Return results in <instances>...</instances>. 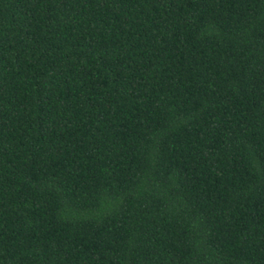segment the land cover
Instances as JSON below:
<instances>
[{"label":"trees","instance_id":"16d2710c","mask_svg":"<svg viewBox=\"0 0 264 264\" xmlns=\"http://www.w3.org/2000/svg\"><path fill=\"white\" fill-rule=\"evenodd\" d=\"M0 264H264V0H0Z\"/></svg>","mask_w":264,"mask_h":264}]
</instances>
